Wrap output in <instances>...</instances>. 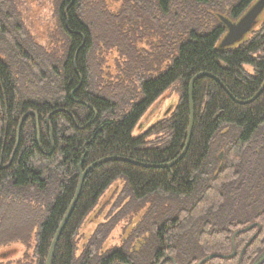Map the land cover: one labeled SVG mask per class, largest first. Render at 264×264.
Wrapping results in <instances>:
<instances>
[{"label":"trees","instance_id":"1","mask_svg":"<svg viewBox=\"0 0 264 264\" xmlns=\"http://www.w3.org/2000/svg\"><path fill=\"white\" fill-rule=\"evenodd\" d=\"M34 1L51 23L43 42L22 0H0V242L36 227L34 264H45L80 162L83 172L120 158L130 162H104L84 178L50 264H197L211 255L202 264H254L264 252V88L241 103L264 83V24L237 48L219 44L220 18L235 23L258 0H114L112 10L104 0ZM198 74L220 83L194 81L183 158L168 169L132 164L182 153ZM173 86L175 107L133 137ZM103 212L76 257L78 231ZM137 217L119 246L101 251Z\"/></svg>","mask_w":264,"mask_h":264},{"label":"rangeland","instance_id":"2","mask_svg":"<svg viewBox=\"0 0 264 264\" xmlns=\"http://www.w3.org/2000/svg\"><path fill=\"white\" fill-rule=\"evenodd\" d=\"M22 1L26 7V17L32 32L34 33L38 41L43 42L46 38V31L51 27V23H49V15L46 11L47 7L42 6L37 8L34 0ZM104 1L107 6L111 8V10V6L117 5L113 4L114 0ZM263 24L264 6L256 15L254 22L253 24H251L248 31L238 40H236L229 48H237L241 42L249 39L253 32L259 31ZM176 87L177 86H173L169 90H167L166 93L145 113L140 122L134 128L132 132L133 137L140 136L153 123L162 119L170 113V111L175 107L178 101V93ZM225 195V203H227L226 206L230 207L231 203L234 202V200L230 199V197H228V194ZM19 205H21V203ZM104 212L99 215L98 218H92L91 215L89 219L81 226L75 240L74 254L76 257L80 255L84 245L87 243L97 225L101 224L104 221ZM137 219L138 217L133 220V223L129 225V227L126 229V232L124 233L120 230L121 226L116 227L109 238L103 243L101 251H106L119 246L121 240L126 236V233L130 230V228L137 222ZM6 221L8 222V219ZM35 233L36 227H33L32 230L29 231L27 235L22 236L21 239L10 242L7 238L5 239V241L0 242V264H34L33 249L35 245Z\"/></svg>","mask_w":264,"mask_h":264},{"label":"water","instance_id":"3","mask_svg":"<svg viewBox=\"0 0 264 264\" xmlns=\"http://www.w3.org/2000/svg\"><path fill=\"white\" fill-rule=\"evenodd\" d=\"M264 6V0H258L237 22L232 23L224 18H220V21L223 23L225 29H226V34L224 35V37L222 38L220 44H219V48L220 49H225L230 47L236 40H238L242 35H244L248 29L250 28L251 24H253L254 19L256 17V15L259 13V11L263 8ZM201 76H207V77H211L210 75L207 74H198L196 75L189 83L188 86V100H189V132H188V138L184 147V150L182 151V153L172 162L168 163V164H164V165H145V164H140V163H136V162H131L132 164L136 165V166H141L143 168H153V169H168L172 166H174L175 164H177L184 156L188 143H189V138H190V133H191V128H192V121H193V111H192V100H191V94H192V87L194 84V81L201 77ZM215 79V78H213ZM216 80V79H215ZM217 81V80H216ZM218 82V81H217ZM220 83V82H218ZM264 88V83L262 84L260 90L258 91V93L249 101L247 102H243L241 104H246L249 103L251 101H253L263 90ZM222 158V155H219V159ZM123 161V162H130L129 160H125V159H120V158H104V159H100L94 163H92L91 165H89L83 172H81L80 170V166L82 164V161L80 162V164L78 165V183L76 186V190L73 196V199L64 215V217L62 218V221L60 222L56 233L53 237V240L51 242L50 248L48 250L47 253V257H46V261L45 264H50L51 263V259L53 256V252L54 249L56 247V244L59 240V237L74 209V206L76 204V201L78 199L84 178L86 177V175L97 165L102 164L104 162L107 161ZM253 227V225L247 227L246 229L242 230V231H247L249 229H251ZM234 237V236H233ZM252 241V239L248 242V244ZM232 242H233V238H232ZM235 254V250L233 248L232 253L227 256L228 258L233 257ZM213 257H217V255H211L208 256L206 258H204L203 260H201L200 262H198L197 264H202L204 263L206 260H209ZM115 264H126V263H115ZM254 264H264V252L258 257V259L256 260V262Z\"/></svg>","mask_w":264,"mask_h":264},{"label":"bare ground","instance_id":"4","mask_svg":"<svg viewBox=\"0 0 264 264\" xmlns=\"http://www.w3.org/2000/svg\"><path fill=\"white\" fill-rule=\"evenodd\" d=\"M152 106H153V105H152ZM152 106H151V107H152ZM166 116H167V115H166ZM166 116H165V117H166Z\"/></svg>","mask_w":264,"mask_h":264},{"label":"flooded vegetation","instance_id":"5","mask_svg":"<svg viewBox=\"0 0 264 264\" xmlns=\"http://www.w3.org/2000/svg\"><path fill=\"white\" fill-rule=\"evenodd\" d=\"M258 259V258H257Z\"/></svg>","mask_w":264,"mask_h":264}]
</instances>
